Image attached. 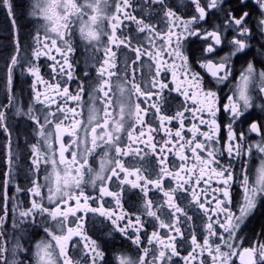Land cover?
<instances>
[{"label": "flooded vegetation", "instance_id": "obj_1", "mask_svg": "<svg viewBox=\"0 0 264 264\" xmlns=\"http://www.w3.org/2000/svg\"><path fill=\"white\" fill-rule=\"evenodd\" d=\"M261 19L256 0H0V264H264Z\"/></svg>", "mask_w": 264, "mask_h": 264}, {"label": "snow or ice", "instance_id": "obj_2", "mask_svg": "<svg viewBox=\"0 0 264 264\" xmlns=\"http://www.w3.org/2000/svg\"><path fill=\"white\" fill-rule=\"evenodd\" d=\"M246 2V0H245ZM256 2L258 3L259 5V8L264 10V0H256ZM231 15V14H230ZM249 15V13L247 12H244L240 18H235V17H232L233 20H234V23L235 25L237 26H240L242 25V22L245 20V18ZM204 17H202L203 19ZM261 24L264 25V19H261ZM250 30L246 27H241L239 29V33L240 35H244L246 33H248ZM209 37H211L212 39V43L209 44L207 47H206V51L207 53H211L215 50V46H219L221 45L222 43V40H221V36L215 32V31H212V32H208L204 37H202L203 39H208ZM231 43L233 45L236 46L235 48V52L233 53V55H235L236 52H241L243 51L245 48H246V44L245 42L239 40V39H236V38H233V40L231 41ZM201 67H206L208 72L211 74V76L213 77H218V74L219 73H224L223 76H219V79L220 80H224L227 78L228 74H229V70L226 68L225 64L224 63H220V64H214L211 60L208 61L207 65H204L202 64ZM252 72V65L249 64L248 65V73H251ZM243 81L245 82V84L247 83L248 81V76H243L242 77ZM209 95H215V93H209ZM241 98L244 99V104H245V109L249 108L251 105L249 103V97L245 95V89H242L241 90ZM228 100L229 102H231L233 100V97L232 96H229L228 97ZM224 110L225 112H228L229 111V104H225L224 105ZM231 114L233 116H236L237 118H239V116H241L243 113L242 112H239L237 110V106L235 104H232L231 105ZM235 121H232V123H234ZM227 127H231V124H229ZM250 131L251 132H255L257 134H260V130H259V127L257 125V123H252L250 125ZM243 135V134H241Z\"/></svg>", "mask_w": 264, "mask_h": 264}]
</instances>
